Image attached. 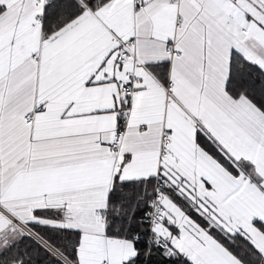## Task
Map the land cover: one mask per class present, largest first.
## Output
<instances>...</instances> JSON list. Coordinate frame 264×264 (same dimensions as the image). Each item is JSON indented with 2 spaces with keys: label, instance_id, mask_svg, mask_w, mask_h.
Returning <instances> with one entry per match:
<instances>
[{
  "label": "snow or ice",
  "instance_id": "obj_1",
  "mask_svg": "<svg viewBox=\"0 0 264 264\" xmlns=\"http://www.w3.org/2000/svg\"><path fill=\"white\" fill-rule=\"evenodd\" d=\"M0 264H264V0H0Z\"/></svg>",
  "mask_w": 264,
  "mask_h": 264
}]
</instances>
